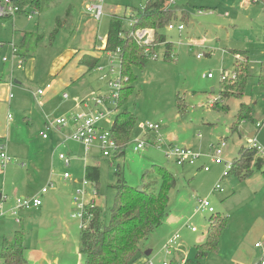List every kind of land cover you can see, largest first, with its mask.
Returning a JSON list of instances; mask_svg holds the SVG:
<instances>
[{
    "label": "rangeland",
    "instance_id": "obj_1",
    "mask_svg": "<svg viewBox=\"0 0 264 264\" xmlns=\"http://www.w3.org/2000/svg\"><path fill=\"white\" fill-rule=\"evenodd\" d=\"M45 1L44 9L32 10L35 15L31 19L22 14L14 19L0 18V42L13 43L18 49L21 32L27 34L26 44L18 54L13 55L7 44L0 50V146L11 158L4 167L0 166V187L9 197L4 209L12 206L17 196L40 191L42 186L48 188L47 193H38L43 202L40 211L19 210V222L9 214L0 218V247L3 237L10 240L18 230L22 232L28 264H84L85 256L79 252L80 219L72 217V213L77 212L73 198L84 180L85 166L99 169L98 185L89 183L87 195L92 196L96 190V205L102 210L103 224L109 221L113 186L118 179L156 193L161 179L155 168L163 167L175 178V185L169 191L167 214L140 241L141 253L129 264L193 259L195 246L204 240L209 219L214 215L225 218V227L219 235L217 250L201 258L198 264H256L260 254L254 243L264 240V163L246 178L233 172L223 176V165L212 163L209 154L211 146L224 139L223 156L232 161L240 148L249 146L248 134L256 131V140L264 147V86L257 81L260 62L264 61V4L251 3L252 0H174L171 7L178 18L172 23L175 26L182 23L184 28L162 29L166 40L173 44L169 60L163 59L161 45L155 59L149 55L143 65L132 68L136 79L126 106L134 115L135 124L123 153L103 156L96 142L84 163V150L78 142L72 139L62 142L58 137L49 146L55 135L53 131H47V140L39 135L44 117L56 118L61 113L59 108L72 102L71 98L60 97L64 89L70 95L75 87L81 89L91 107L94 105L91 98L109 94L107 80L120 71L119 57L114 54L111 62L104 50L110 20L112 16L128 17L142 8L146 0H104L99 20L86 11L87 0ZM182 13L185 20L181 21ZM84 22L94 46L89 52L100 55L99 64L108 74L104 80L99 78L102 72L94 68L87 70L78 63L79 53L88 49ZM242 52L248 57V67L241 98H221L220 73L223 71L231 77L236 61L245 59ZM68 53L67 60L59 64V57ZM209 73L212 77L207 76ZM69 78L76 81L74 85L57 86L59 81L66 83ZM226 80L234 82L236 77ZM45 82L59 88L60 93H51L45 99L51 92L45 89ZM39 88L44 89V94L36 95ZM215 100L227 108L212 107ZM179 101L182 105L178 110ZM108 102L114 119L116 105ZM240 103L251 109L252 120H237ZM147 122L159 123L158 133L141 126ZM256 123H262L261 127L257 128ZM100 125L109 129L107 119ZM157 137L163 144H148L134 150L138 141L152 143ZM169 144L191 148L200 158L195 164L180 166L166 156ZM59 152L70 158L69 166L58 158ZM38 158L41 160L36 162ZM202 165L208 166V170H203ZM64 171L70 177L64 179ZM11 182L19 185L17 192L13 191ZM49 182L53 183L52 187L48 186ZM217 184L222 192L214 190ZM198 199L208 200L213 212L197 211ZM191 227L195 230L191 231ZM175 234H178L177 243L166 254L163 246ZM148 250L151 253L147 255Z\"/></svg>",
    "mask_w": 264,
    "mask_h": 264
},
{
    "label": "trees",
    "instance_id": "obj_2",
    "mask_svg": "<svg viewBox=\"0 0 264 264\" xmlns=\"http://www.w3.org/2000/svg\"><path fill=\"white\" fill-rule=\"evenodd\" d=\"M255 1L264 4V0ZM20 4L21 12L26 6L40 11L46 6V1L20 0ZM176 15V10L169 6V0H146V4L142 8L136 9L128 17L126 15L112 16L110 20L104 50L114 52L118 45L121 46L120 71L122 75L127 77L120 89L115 107L117 115L109 128L112 138L120 146V150L115 153V156L123 153L135 124L134 115L127 110L126 106L128 96L133 91V82L136 79L132 68L143 65L148 57L144 53L145 47L137 44L129 33L137 28H152L154 40L150 45V53H156L158 47L162 45L164 47L163 59L169 60L172 56L173 44L166 40L162 29L176 19ZM179 19L185 20L183 13ZM129 20L133 21L131 25L128 24ZM26 37L27 34L24 33L18 51L25 46ZM78 63L84 65L87 70L95 69L99 64V58L83 54ZM247 63L248 57L246 56L243 62L236 61L234 66L236 81L230 82L226 79L220 81L221 98L229 96L241 98L247 78ZM257 81L259 85L264 86V61L260 62ZM181 105L182 103L179 101L178 110ZM212 105L215 108H227V106H221L217 100ZM244 119L252 120L251 109L247 104L240 103L237 120ZM263 163L264 159L256 154L254 148L242 147L239 149L238 156L233 160V166L228 174L233 172L240 178H246L253 169H260ZM155 171L161 179V184L156 193L145 189L137 190V188L118 179L113 186L115 188L114 200L109 210L110 215L107 224H103L100 219L101 208L95 205L92 209L93 217L88 222L87 228L82 229L79 235V252L85 256L84 264H129L141 253L139 243L161 223L167 214L169 191L175 185L173 174L165 168L156 167ZM84 177L97 187L99 181L98 167L85 166ZM225 223L224 217L212 216L209 219L204 240L195 246L194 258L185 259L179 264H198L201 258L206 257L212 251H216L219 235L225 227ZM21 235L22 232L17 230L10 240L3 237L0 247L2 264H28L24 256L25 246ZM175 263V260L169 261V264ZM141 264H147V261Z\"/></svg>",
    "mask_w": 264,
    "mask_h": 264
},
{
    "label": "built area",
    "instance_id": "obj_3",
    "mask_svg": "<svg viewBox=\"0 0 264 264\" xmlns=\"http://www.w3.org/2000/svg\"><path fill=\"white\" fill-rule=\"evenodd\" d=\"M88 2L85 4L86 11L95 19L99 20L101 15L103 14V1L104 0H87ZM254 1V0H252ZM174 3V0H169V6ZM32 8L26 6L24 8V11L21 12V4L20 0H0V18H9V17H16L17 15H24L27 19L33 18L35 15L34 12H32ZM133 23L132 20H129L128 24L131 25ZM168 29L176 28L178 31H181L184 27L182 23H179L178 25H174L172 22L167 24ZM130 36L135 40V42L139 45H143L144 53L146 55H151L152 58H156V53L151 54L150 53V45L153 43L154 40V30L152 28H137L133 31H131ZM5 42H0V50L6 45ZM105 44V41H104ZM11 47L12 54L16 55L18 54V49L13 43L7 44ZM121 46L118 45L116 47V50L114 52L108 51V54L110 56L111 62L113 61V55H117L119 57V63H120V49ZM6 60V59H5ZM21 65V62L19 63ZM95 70L102 72V75H99L100 79H105L108 77V74L104 72L105 68L103 65L98 64L95 67ZM110 73L114 72V66L111 65L109 68ZM221 79H228V80H234L235 74L231 77H227L224 75L223 71H221ZM208 77H212V75L209 73L207 75ZM127 80V77L121 74V71H119L118 74H116L113 78H110L107 80V86L109 88V94L107 96H97L91 98V100L94 102L93 108L89 106V103L87 101H82L81 103L76 104L74 107V110L68 115V116H62V117H56L53 119H49L48 116L44 117V127L42 130L39 131V135L46 139L48 137V130H52L55 134L59 135L62 138V142L68 141V139H72L79 144L82 145L84 150V163L87 159V153L90 150L91 146L94 145V143H98L99 147L102 151V155L106 157H111V154H115L120 150V146L114 141L112 138L109 129L103 128L100 125V122L103 119H107L109 127L113 124L114 119H112V115H110L111 108L107 107L106 102L109 101V104H115L117 106V101L119 98V92L120 89L123 87L124 82ZM51 87L50 83L47 82L45 84V89H49ZM44 93L43 88H39L36 91V95H42ZM12 97L11 94H9L8 98L10 99ZM64 98H67V94H63ZM115 106V107H116ZM103 107V110H100L99 108ZM263 123V122H262ZM262 123H256V127H261ZM144 129L154 131L158 133V130L160 129V124L155 122H147L145 124L141 125ZM66 129L68 131H66ZM161 145L163 144V141L160 137H157L152 143L146 142V141H138L136 145L134 146V150H139L146 145ZM249 147L254 148L256 151V154L264 159V147L260 144H258L256 137L254 136V133L250 136V142ZM226 148V142L224 139H219V141L211 146L212 152L209 154L210 161L212 163L216 164H222L224 167V173L223 176L228 175V171L233 166V160L229 161L224 158ZM166 156L173 158V160L176 162V164L183 166L186 164H195L196 161L200 158V154L193 151L191 148L187 147H179L172 144H169L168 147H166ZM58 158L63 161L65 166H69L70 158L62 153H58ZM9 161H11L10 156L7 155L5 149L3 146H0V166L4 167ZM203 170L207 171L208 166L202 165ZM70 177L69 173L67 171L63 172V178ZM90 183L85 177L83 182L81 183V186L79 189H77L74 193L73 201L76 204V213H72V217H77L80 219V227L83 229L84 225L88 223L91 218L93 217L92 209L96 205V198L95 194L97 193L94 189L91 195H87V185ZM92 184V183H90ZM48 186L52 187L53 183L49 182ZM47 187H42L40 192L45 193L47 191ZM218 189L219 191H223L222 188L217 184L214 186V190ZM6 201L5 196L0 197V218L3 217L6 214H9L14 218L16 222H19L20 219L17 216L19 210H30L34 209L37 210L40 208L42 204V200L38 196H17L13 199V204L8 209H4V202ZM198 204L196 206L197 211H204L207 210V212H213V208L210 206L208 200L206 199H198ZM195 229L191 227V231H194ZM178 239V234H175L171 238H169L166 243L163 246V249L166 254H170V249L173 248ZM254 247L259 251L260 258L256 264H264V240L257 241L254 243ZM179 250V249H178ZM147 264H154L151 260L147 261ZM161 264H169V261H162ZM175 264H179L176 262ZM238 264V263H234Z\"/></svg>",
    "mask_w": 264,
    "mask_h": 264
},
{
    "label": "crops",
    "instance_id": "obj_4",
    "mask_svg": "<svg viewBox=\"0 0 264 264\" xmlns=\"http://www.w3.org/2000/svg\"><path fill=\"white\" fill-rule=\"evenodd\" d=\"M247 2H249V1H247ZM251 3L253 2H255V3H258V2H256L255 0L254 1H250ZM17 16H19V15H17ZM15 18V17H14ZM13 18V19H14ZM14 21V20H13ZM12 21V22H13ZM83 26H84V28H83V30L86 28V34H88V38H87V40H88V46H85V48H88V49H85L86 50V52H84V53H79L80 54V56H82L83 54H88V55H91V56H93V57H96V58H99V62L101 61L100 60V55L99 56H97V55H95V53L94 52H89V49L90 48H93L94 46H93V44H91V40L89 39V33H88V31H89V28H87V23H83L82 24ZM78 26V25H77ZM25 32H21V39H22V36H23V34H24ZM76 51V49H74V52ZM87 52H89V53H87ZM64 54V53H63ZM63 54H61V55H63ZM246 57H247V55L246 54H244ZM68 56H69V53L66 55V56H60L59 57V64H63L66 60H67V58H68ZM80 56H78V58L80 57ZM79 60V59H78ZM86 68V67H85ZM83 71V70H82ZM52 72H53V70L50 72V73H48L49 74V77H51L52 76ZM78 72H81V71H78ZM80 74H82V72L80 73ZM75 80V79H74ZM71 82V83H70ZM75 82L76 81H73V79H71V78H69V80H67L66 81V83H60V81L58 82V87L59 88H62V87H64V86H68V85H70V84H75ZM16 83L17 84H19L20 82L19 81H16ZM47 82H45V84H46ZM69 83V84H68ZM73 84V85H74ZM72 85V86H73ZM59 88H57V87H55V86H51V88H49V90L51 91V92H49V93H47V96H46V98L45 99H47V97H48V95L50 94V96H52L51 95V93H56V92H58V94L60 93V89ZM6 89H7V86H6ZM67 94V98H64L63 97V94ZM44 94V93H43ZM9 96V95H8ZM100 96V95H99ZM60 97L63 99V100H66V99H68V98H71V101L72 102H70L69 103V106H67V107H60L59 109H61V113L59 114V115H57V117H60V116H68L73 110H74V107L76 106V104H78V103H81L82 101H85L86 100V98H87V96H85V92L84 91H82L81 89H78L77 87H75V90H74V92H73V94L72 95H70L69 93H66V91H65V89L61 92V94H60ZM97 97V96H96ZM50 99H48L46 102H45V104L49 101ZM7 101L8 102H10V99L9 98H7ZM89 106L91 107V105L89 104ZM93 108V106L91 107V109ZM66 131H68L67 129H66ZM54 133V132H53ZM55 134V133H54ZM258 134V132L256 131V132H254V136L256 137V135ZM252 135V132H250L249 134H248V137L250 138V136ZM58 137H60L59 135H57V134H55L54 136H53V139L50 141V142H48V145L50 146H53L56 142H57V139H58ZM48 139V137L46 138V140ZM45 144V143H44ZM39 160H41V158H38V160L36 161V162H38ZM13 185H14V188H13V191L14 192H17V188H19V185L16 183V182H11ZM28 185V184H27ZM4 185H2V187H3ZM26 186L24 185V188H25ZM42 187H45V186H42ZM48 192V189H47V191L45 192V193H47ZM38 193L41 195V194H44V193H41L40 191H35V192H31V193H29L28 195H24V196H27V197H31V196H39L38 195ZM1 196H5L6 197V200H8L9 199V197H8V195H6V193H4L3 192V190L1 189V187H0V197ZM42 205H43V202H42V204H41V207H42ZM41 207L39 208V209H37L36 211H40V209H41ZM8 209V208H7ZM255 248V247H254ZM256 249V248H255ZM179 253H181L182 251H181V248H179ZM148 252V254H150L151 253V250H148L147 251ZM147 254V255H148ZM185 259L184 258H181V259H176L175 261L176 262H178V263H181V262H183ZM236 263V262H235Z\"/></svg>",
    "mask_w": 264,
    "mask_h": 264
},
{
    "label": "water",
    "instance_id": "obj_5",
    "mask_svg": "<svg viewBox=\"0 0 264 264\" xmlns=\"http://www.w3.org/2000/svg\"><path fill=\"white\" fill-rule=\"evenodd\" d=\"M141 189H142V186L137 187V190H141ZM146 254H148V252H146Z\"/></svg>",
    "mask_w": 264,
    "mask_h": 264
}]
</instances>
